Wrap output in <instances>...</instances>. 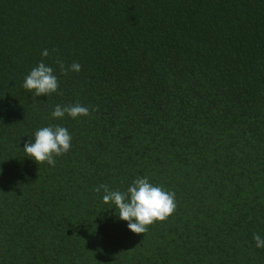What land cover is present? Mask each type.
<instances>
[{
  "label": "trees",
  "instance_id": "trees-1",
  "mask_svg": "<svg viewBox=\"0 0 264 264\" xmlns=\"http://www.w3.org/2000/svg\"><path fill=\"white\" fill-rule=\"evenodd\" d=\"M41 62L58 90L35 97ZM77 103L90 115L51 117ZM49 125L71 148L38 165L23 147ZM139 177L176 207L134 234L95 189ZM254 234L264 0H0V264H264Z\"/></svg>",
  "mask_w": 264,
  "mask_h": 264
},
{
  "label": "clouds",
  "instance_id": "clouds-1",
  "mask_svg": "<svg viewBox=\"0 0 264 264\" xmlns=\"http://www.w3.org/2000/svg\"><path fill=\"white\" fill-rule=\"evenodd\" d=\"M41 55L47 57L48 50H43ZM60 69L63 73L62 63ZM68 70L79 72L81 66L74 62ZM22 87L35 97L48 96L58 90L57 76L52 67L41 62L25 76ZM65 115L77 119L89 116L90 112L88 107L78 103L68 106L56 105L51 112L53 119H63ZM71 140L72 136L65 127L44 126L34 132L33 139L24 145L23 151L26 157L38 165L46 162L50 166H55L54 157L67 153L71 148ZM102 189L103 202L115 206L114 211L118 210L119 213L118 219L126 222L128 230L134 234L145 233L149 225L165 220L176 207L175 194L152 184L147 177L134 179L125 192L109 190L105 185H100L95 191L99 192ZM252 239L258 249L264 248V237L260 234H254Z\"/></svg>",
  "mask_w": 264,
  "mask_h": 264
}]
</instances>
